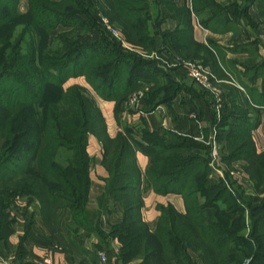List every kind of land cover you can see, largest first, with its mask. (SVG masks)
Masks as SVG:
<instances>
[{"label": "trees", "instance_id": "1", "mask_svg": "<svg viewBox=\"0 0 264 264\" xmlns=\"http://www.w3.org/2000/svg\"><path fill=\"white\" fill-rule=\"evenodd\" d=\"M105 1L123 30L121 41L104 46L109 50L67 38L70 33L57 36L62 38L59 46H48L52 30L60 25L72 27L74 20H79L81 7L77 0H28L25 15L19 12L20 0H0V200L3 202L2 197L7 194L4 191H21L20 186L14 185L19 180L24 189H30L47 224L55 223L61 209H68L75 228L89 229L85 206L93 159L86 149L88 137L93 135L101 143L100 163L108 174L104 179L105 193L98 203L108 195L123 208L119 224L96 233L101 239L110 236L119 240V260H139L138 264H264V195L258 198L256 193L244 194L243 207L234 202L222 181L208 186L209 162L203 156L187 153L195 148L207 151V146H186L191 138L185 134L167 130L157 135L142 130L140 141L133 131L124 128L109 137L102 113L86 89L77 85L63 88L71 77L84 76L98 97L116 104V111L142 83H152L153 92L157 95L162 89L163 97L149 92L144 100L145 112L185 88L174 82L172 74L159 62L145 60L136 52H151L156 44L149 17H142L146 0ZM252 1L264 6V0ZM190 2L189 9L185 4L178 8L174 0H156L167 8L173 7V12L178 11L172 18L179 26L174 34L167 33L173 36L175 51L189 56L191 50L202 51L213 57L214 48L220 47L213 43L205 47L192 40L191 15L212 33L219 31L218 27L212 28L215 22L224 23L223 31L233 24L226 22L223 8L216 1ZM18 25L22 28L15 35ZM12 36L14 43L11 50L6 47L10 51L5 54L2 45ZM123 43L135 51H127ZM243 67L249 81L254 83L261 78L263 84L260 91L243 84L248 100L264 106V64ZM161 77L170 80L163 88H157ZM49 90L54 92L52 99H48ZM231 94H238V88H232ZM244 104L247 101L232 104L229 116L235 122L226 134L228 153L222 160L245 161L247 165L242 168L257 191L264 186V151H255L250 133L256 123L248 121ZM136 152L149 158L145 176L154 192L162 196L178 194L185 207V212L179 213L171 204L158 205L153 232L142 219L143 173L138 168ZM205 208L215 210L213 220L201 218ZM246 230L247 235L242 234Z\"/></svg>", "mask_w": 264, "mask_h": 264}, {"label": "crops", "instance_id": "2", "mask_svg": "<svg viewBox=\"0 0 264 264\" xmlns=\"http://www.w3.org/2000/svg\"><path fill=\"white\" fill-rule=\"evenodd\" d=\"M154 2L156 3V0ZM174 2L179 6L185 4L189 9L191 8L190 0H174ZM256 3L252 2L251 6L248 7L250 11L257 5ZM156 4L158 12L165 11V5ZM228 12H224L226 22H232L233 24L237 22L236 19L238 17H236L234 11ZM166 18L170 23L168 24L169 29L174 30L179 26V22L172 18V14ZM191 18V35L195 43L205 47L213 43L218 47L227 49L225 45L230 43L233 37L230 32L223 33L221 31L220 33L223 34H218V32L214 34L201 26L199 18H196L194 15H191ZM241 30L244 31V29ZM245 33L247 34L246 30ZM156 38L159 40L158 36ZM162 45V51L165 50L167 62L174 66V68L183 66L182 64H176V60L180 58L173 47V41L167 38L162 42ZM123 47L128 49L126 44ZM243 47L236 46L233 51H228L225 54L224 60L228 62L244 57L246 51ZM180 69L185 68L182 67ZM230 69L234 74L240 75L241 80L239 84L242 85V88L244 84L249 88L256 87L259 91L261 90V84L257 82L259 80L252 83L241 77L245 71L243 67L233 63ZM173 80L179 83L174 76ZM82 82H84V79L79 77L68 83L82 86ZM184 86L185 88L182 91L166 99V102L157 103L155 108L150 112L143 111L145 106L144 100L147 97L137 101L133 107L127 101H122L118 106L116 119L114 115L116 104L113 101H105L95 95V102L106 124V133L109 137L113 138L117 135V132L124 128H129L133 131L134 137L142 141L140 134L142 130H148L157 135H161L164 131L167 132V130L180 134L191 133L196 138L201 136L204 128H207L208 131L212 130L213 122L216 120L212 102L204 99L202 95H192V91L186 85ZM237 87L242 90L240 85ZM221 94L224 99L227 97L225 93L221 92ZM219 112L217 110L216 114L219 115ZM134 129L141 131L137 133ZM210 135L212 136L211 133ZM88 138L86 151L93 159V163L89 171L91 178L90 195L85 210L88 214L87 222L90 228L86 230L75 228L70 211L68 209H61L55 218L56 231L53 232L42 215L40 205L37 202H32L25 212L22 210L18 211L19 213L8 214L6 218H3L4 221L0 222V260H6L13 264L139 263V260L123 263L119 260L118 255L120 249L119 240L110 236L106 239H101L100 235L96 233L97 231H109L112 225L119 224L123 216V208L120 204L112 202L108 195L105 196L104 202L98 203V199L105 193L104 179L108 174L100 163L102 158L101 143L93 135H90ZM259 148L264 150L263 139L260 141ZM135 154L138 168L143 173L141 179V194L144 204L141 211L142 219L146 222L149 231L153 232L159 216L158 205L166 206L171 204L179 213H184L185 207L182 197L178 194L169 193V195L162 196L154 192L149 180L145 176V169L149 164V158L140 152H136ZM222 173L223 170L211 172L208 182L212 184L214 182L218 183L223 178ZM245 185H247L245 186V188L247 187L246 189H251V185L247 181ZM246 194H250V192H246ZM214 213L215 210L213 208H205L201 212V218L205 221H211L213 220ZM103 256L106 257L105 262L101 261V257ZM45 260H48V263Z\"/></svg>", "mask_w": 264, "mask_h": 264}, {"label": "rangeland", "instance_id": "3", "mask_svg": "<svg viewBox=\"0 0 264 264\" xmlns=\"http://www.w3.org/2000/svg\"><path fill=\"white\" fill-rule=\"evenodd\" d=\"M50 1H59V0H50ZM75 0H70V3L74 2ZM79 2V7H81V12L77 15L79 16V20H74L75 25H72V27H65L63 25L58 26L54 30L50 32V36L47 40V44L50 48H55L56 46H59L61 44L62 38L59 37L57 39V36L59 34H69L67 38L71 39H79V42L83 45H100L103 49L104 46L112 42H119L121 41V35L123 33L122 26L117 23V20L114 19L115 14L111 13V8L106 3L105 0H77ZM219 5V8H223V11H234L237 22L234 24L231 22L232 27H230L229 30L223 31V22L220 21L219 23H214L212 28L219 29L218 34L228 33L230 32L232 34V40L230 43L226 44V48L220 47V49L214 48L215 52L213 57H209L207 53L202 51H195L191 50V55H186L185 53L179 55L180 59L176 60V64H182L181 67H175L172 66L167 62V59L165 58L166 53L165 50L162 51L163 45L162 42L170 38V40L173 41V36L167 35L168 34H174L175 30L177 29H169L170 24L166 17L173 13L172 8L165 7L164 12H158L156 9V3L154 0H146L145 1V13L142 15V17H149L148 23H149V29L152 32L153 36H158V39L156 38V44L153 47V51L151 52H145L144 50L138 52L142 58L145 60H154L156 62H159L160 65L168 69V72H170L175 79L179 82L180 85H186L189 90H191L192 95H202L204 99L212 102V107L215 112V121L213 122L212 130H207V128H204L202 130L200 137H194L191 133H184L186 136L190 137L193 141L190 142L186 141V146H196L197 144H200V146L206 147L207 151L205 149H198L195 148L191 151H188L187 153H194L199 156H203L205 160H207L208 166H209V176L211 172H218L223 170L222 173V179L219 180L218 183L214 182L207 183L208 186L214 187L218 185L221 181L228 187V191L230 192V195L235 199L234 202H237L240 205H243L245 207L242 197L246 192L256 193L258 195V198H261L264 195V186L261 187L260 190H257L254 188L255 186L251 183L250 177L242 166L247 165L245 161L242 160H236L235 162L231 163H225L222 160L223 155L227 154L226 150V141L225 137L226 134L230 130V124L234 123L235 120L231 121L230 118V112L233 111L232 104L234 103H240V105L245 101H247V104H244V108L247 110V114L249 120L256 123V129H252L251 131V137L254 142L255 151L258 153L263 152L264 150L259 148L260 141L263 139L264 141V106H257L252 101H249L246 96L245 88H242V85L239 84L241 78L240 75L234 74L230 67L233 65L232 61L236 62V64L240 65L241 67L245 65L250 64H264V6H260L258 3L257 5L253 7V9L250 11L249 6L252 4V0H214ZM27 4L28 0H20L19 3V12L21 14L25 15V12L27 11ZM176 6L179 8L180 6L176 4ZM176 8V7H175ZM218 8V9H219ZM228 12V13H229ZM224 21V20H223ZM22 25H18L16 27L15 35L20 31ZM172 28V27H171ZM241 29H244L241 30ZM245 30L247 31V34L245 33ZM223 31V33H220ZM157 33V34H156ZM216 33V32H215ZM214 33V34H215ZM14 34V33H13ZM14 36L10 38V40L7 42V44H3L2 47L4 49L3 53L7 54L11 50V43H14ZM175 40V39H174ZM37 44V41H36ZM177 44V42H176ZM180 43L177 44L179 46ZM127 51H132L133 47L131 48L129 44H127ZM174 45V44H173ZM182 45V44H181ZM9 46V48L6 50V47ZM236 46H244L246 53L244 57H240L239 59H234L232 61L226 62L224 60L225 54L229 51H233ZM105 50H109L106 46L104 48ZM135 51V50H133ZM195 51V52H194ZM189 56V57H188ZM242 58V59H241ZM207 59V60H205ZM209 59V62H208ZM216 65H214L215 63ZM194 64V65H201L203 68H205L209 74V85L213 88H217L218 95H215L216 92H213L203 85H199L197 82H195L188 74L185 65L186 64ZM243 65V66H242ZM184 67L185 69H180ZM246 67H243L245 70ZM250 72V71H249ZM241 77H243L246 80H249L250 77L247 75V73H242ZM263 76V75H262ZM79 77H76V79ZM80 78L84 79V82H82V86H79L80 88H85L86 91L90 94L91 98L93 99L95 105V98L96 94L93 91L92 88L89 87V85L85 81V77L82 76ZM75 80V77H71L66 81V83L63 84V88H68L69 86L75 85V83L69 84V81ZM170 80V78H160V82L157 88L164 87L163 85L166 83V81ZM257 82L261 84L262 80L261 78H258ZM222 83V84H221ZM146 85L147 88H146ZM224 85V87H222ZM242 88L239 89L237 86ZM263 84H261L262 87ZM233 86H236L238 88V94L232 95L231 90L234 88ZM153 85L152 83H142L141 87L137 90H134L133 93L128 95L124 101H127L128 104H130L131 107L135 105V103L139 100H142L144 97H149V92H153ZM156 88V89H157ZM227 90V91H226ZM159 93H152V96H157V98H160V96L163 97V90L159 89ZM156 92V91H155ZM221 92L227 96L225 99L222 97ZM214 93V94H213ZM48 99H52L54 96V92L49 90L48 91ZM96 95V96H95ZM240 96V97H239ZM245 96L247 99H245ZM98 97V96H97ZM99 98V97H98ZM153 100V99H152ZM242 102V103H241ZM98 106V105H97ZM99 108V107H98ZM146 108H143V111H145ZM220 111L219 115L216 114L217 110ZM117 109L114 112L115 119L117 117ZM131 113V112H130ZM132 114V113H131ZM130 114V115H131ZM234 119V118H232ZM129 129V128H128ZM135 130V129H134ZM255 130V131H254ZM137 133L138 131H141L139 129L135 130ZM211 131V132H210ZM165 132V131H164ZM212 134V136L210 135ZM183 134V135H184ZM209 134V135H208ZM1 143V142H0ZM195 143V144H194ZM258 145V146H257ZM215 150L217 152L216 157L212 156V151ZM63 154V152H62ZM92 166V165H91ZM222 169V170H221ZM241 169V170H240ZM246 181L250 183L251 189H246L245 183ZM18 187L20 186V192L19 193H12L10 191H4L5 195H3V202L0 200V222L4 221L3 218H6V215H11L13 213H19L18 211H26V208L32 203L36 202V199L29 193L30 189H24L23 182H20L17 180ZM211 182V181H210ZM254 182V181H253ZM255 183V182H254ZM248 194V195H250ZM209 195V194H207ZM238 214V213H237ZM236 214V215H237ZM235 215V216H236ZM233 216V218L235 217ZM50 220L53 218V214L50 213L49 215ZM49 227L54 231H56L55 223L53 224L52 221L48 223ZM248 230L243 231L242 234L247 235ZM201 264V263H199Z\"/></svg>", "mask_w": 264, "mask_h": 264}, {"label": "built area", "instance_id": "4", "mask_svg": "<svg viewBox=\"0 0 264 264\" xmlns=\"http://www.w3.org/2000/svg\"><path fill=\"white\" fill-rule=\"evenodd\" d=\"M125 45V43H123V46ZM185 68L189 74V76L195 81L197 82L199 85H203L204 87H206L207 89L216 92L217 88H213L212 86L209 85V74L207 72V70L205 68H203L201 65H194V64H186ZM214 94V93H213ZM215 95H218V93L216 92ZM212 156L216 157L217 152L215 150L212 151ZM101 261L105 262L106 261V257L103 256L101 257ZM45 262L48 263V260H45ZM0 264H13L12 262H8L6 260H0Z\"/></svg>", "mask_w": 264, "mask_h": 264}]
</instances>
